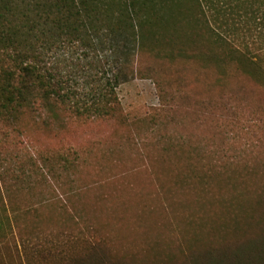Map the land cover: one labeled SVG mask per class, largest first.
I'll list each match as a JSON object with an SVG mask.
<instances>
[{
	"label": "trees",
	"instance_id": "16d2710c",
	"mask_svg": "<svg viewBox=\"0 0 264 264\" xmlns=\"http://www.w3.org/2000/svg\"><path fill=\"white\" fill-rule=\"evenodd\" d=\"M189 3L196 8L194 28L183 34L184 25L191 26L183 25ZM249 40L261 49L254 50ZM140 52L212 65L223 85L232 65L264 87V0H0V148L32 124L64 129L72 120L98 119L129 129L145 123L147 134H137L141 144H135L134 154L148 160L156 192L167 195L157 210L164 212L158 222L169 232L111 231L96 216L77 208L73 213L77 194L103 184L78 174L83 167L101 166L86 165L91 147L42 149L23 160L14 157L8 166L0 155V195L9 198L14 212L8 223L12 234L0 235V264H264V198L239 213L229 202L235 186L217 203L210 205L207 197L219 175L229 177L226 133L193 139L171 134L159 112L135 121L125 114L118 87L135 77L133 62ZM162 85L159 94L168 97ZM221 97L231 114L219 122L225 129V121L236 125L231 118L239 117L241 101L234 90ZM122 150V144L109 141L101 156L115 159ZM33 176L71 213L70 224L45 229L38 208L17 214L14 190L30 182L19 178ZM43 201L41 210L49 209ZM152 212L143 211L137 222L149 220Z\"/></svg>",
	"mask_w": 264,
	"mask_h": 264
},
{
	"label": "rangeland",
	"instance_id": "374dc122",
	"mask_svg": "<svg viewBox=\"0 0 264 264\" xmlns=\"http://www.w3.org/2000/svg\"><path fill=\"white\" fill-rule=\"evenodd\" d=\"M184 11L186 19L183 25L188 22L191 24L184 25L186 31H183V34H187V27L190 30L194 28L192 18L196 16V8L189 3L184 7ZM257 42H260L259 37ZM249 43L252 45L251 40ZM252 47L254 50L261 49V43ZM133 64L136 68L135 77L118 87L123 110L130 121L159 112L162 118L169 122L166 127L171 134L190 136L193 139L199 135L216 139L219 132L228 136L221 137L230 150L225 167V173H228L229 177L222 179L219 175V178L213 181V187L207 196L210 205L212 201L219 202L221 194L223 198H229L232 186H235L234 195L229 198V202L233 200V208L239 213L242 209L246 211L244 208L249 209L257 198H264V87L232 65L226 69L228 75L223 85L217 83V68L212 65L204 67L196 60L178 58L171 61L156 58L152 53L140 52ZM161 80H164L166 85H162ZM158 84L164 87L168 97L160 96ZM231 90L239 94L240 114L238 118H231L236 125L228 126L225 121L223 129L218 126L219 122L231 114L226 112L221 96L225 97ZM227 106L229 107V104ZM137 125L138 128L128 129L117 120L98 119L87 122L72 120L64 129L50 126L44 129L40 128V125L36 127L32 124L28 128L24 126L21 133L11 134L8 145L0 148V155L7 159L4 164L8 166L14 157L23 160L26 155H36L42 149L91 147V154L86 153V165L101 166L96 171L83 167L78 174L86 181L95 177L96 181H102L103 184L86 194L85 191L77 194L74 197L73 213L76 214L77 208L80 213L96 216L99 219L98 224L111 231L129 232L135 227H144V230H151L150 234H157L162 228L161 231L167 236V226L162 227L158 222L165 218L164 212L157 210L159 203L162 204L167 195L156 192L157 180L145 168V162L148 160L134 154L137 147L135 144H141L136 138L137 134L140 133L142 137L147 134L145 123L140 122ZM221 137L217 141L221 140ZM109 141L111 145L122 144L124 147L121 153L116 152L115 159L101 156L103 147ZM80 156L84 157V162L87 161L84 153ZM224 161L225 158L221 163ZM11 166V169L15 167ZM19 179H30L26 184L30 185V189L21 184L24 186H18L14 190L12 203L18 215L27 212V209L38 208L45 229L71 223V213L59 208L53 194L48 188L41 187L38 179L34 176ZM56 189L58 192L53 193L58 195L60 190L57 186ZM42 198V203H46V207L50 206L49 209L44 207V210H41L39 201ZM262 207L264 203L261 205V212L264 210ZM149 208L153 209L149 214L150 222L143 220L139 224L137 217ZM13 214L9 198L5 194L3 197L0 195V235L12 234L8 223L14 221ZM8 215L11 216L6 219ZM28 218L32 219L30 216ZM20 221L24 224L23 219ZM27 230H31V225ZM113 235L118 237L115 233Z\"/></svg>",
	"mask_w": 264,
	"mask_h": 264
}]
</instances>
